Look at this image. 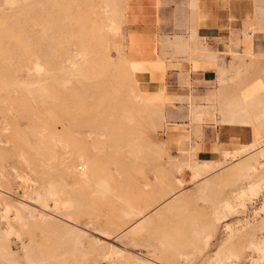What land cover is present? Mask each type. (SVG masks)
Masks as SVG:
<instances>
[{
  "label": "rangeland",
  "instance_id": "1",
  "mask_svg": "<svg viewBox=\"0 0 264 264\" xmlns=\"http://www.w3.org/2000/svg\"><path fill=\"white\" fill-rule=\"evenodd\" d=\"M208 7L231 53L184 124ZM208 120L253 139L201 161ZM0 264H264V0H0Z\"/></svg>",
  "mask_w": 264,
  "mask_h": 264
},
{
  "label": "crops",
  "instance_id": "2",
  "mask_svg": "<svg viewBox=\"0 0 264 264\" xmlns=\"http://www.w3.org/2000/svg\"><path fill=\"white\" fill-rule=\"evenodd\" d=\"M220 12L221 11L217 12V16H219L217 20L216 17H212L211 7H208V9L204 11V20H202L201 24H199L200 26L194 31L190 41H179L182 44L179 46L180 52H177L179 56L176 60H178L177 64L178 66L180 65V67H178L177 70L170 71V73L173 75V78L171 83L168 84V87L173 92V94L169 107H172L173 111L171 112V118L183 116V119L177 120H181L180 122H184V124H186L185 122H187V124L190 123L188 115L186 117L184 116V113L188 111V107L207 106V103H200L199 99L205 97L209 92L216 89L211 85L212 79L215 78L216 75V68L221 69L222 67L226 66L225 60L228 57L231 47L229 43L233 42V38L228 35V31H226L229 27H231L230 24L226 22V19L222 17L226 14L221 15ZM243 38V35L238 36L240 41H242ZM184 41L186 42V46H183ZM193 43H200L204 53H206L208 61L207 68L193 70L194 68L191 64H186L183 62L186 60V57H190V52L194 51V47L192 46ZM183 49L186 50L185 53L181 51ZM238 51L239 55L244 52L242 47H240ZM211 52L218 54V58L215 60L216 68L211 67ZM154 60L155 58L147 61ZM185 75L189 78L188 84L182 82V79L180 78V76ZM165 88L167 89V86H165ZM181 90H187L188 93H181ZM189 93H191L194 97L191 103H189L187 98ZM175 110L179 113L176 114ZM232 125L226 122H219L218 120H208L207 124L202 126L197 135H191V131L193 130L190 131V127H188L189 130H187V132L188 135H190L189 141L191 139V142L199 147L196 154L201 161L214 162L215 160L219 159L222 149H224L226 146L234 144L242 145L252 141L253 127L250 126L249 123L237 122Z\"/></svg>",
  "mask_w": 264,
  "mask_h": 264
}]
</instances>
